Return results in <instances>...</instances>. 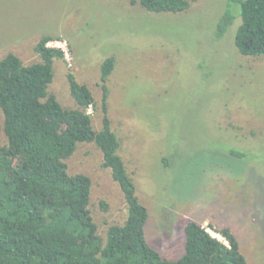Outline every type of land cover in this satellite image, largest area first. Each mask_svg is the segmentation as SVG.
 Listing matches in <instances>:
<instances>
[{"label":"rangeland","instance_id":"374dc122","mask_svg":"<svg viewBox=\"0 0 264 264\" xmlns=\"http://www.w3.org/2000/svg\"><path fill=\"white\" fill-rule=\"evenodd\" d=\"M228 7L237 14L238 4L228 0H197L175 14L149 12L130 0H0V59L13 52L29 65L39 60V38L56 36L51 44H65L69 56L53 60L48 91L64 107H77L70 70L94 95L96 108L87 110L99 129L100 65L113 55L108 116L118 154L148 209V243L176 259L187 221L220 240L214 228L228 226L247 263L264 264V56L239 53V17L215 36ZM238 149L242 156L231 154ZM66 162L70 173L90 176V209L105 238L108 226L127 216L118 184L94 143H78Z\"/></svg>","mask_w":264,"mask_h":264},{"label":"trees","instance_id":"16d2710c","mask_svg":"<svg viewBox=\"0 0 264 264\" xmlns=\"http://www.w3.org/2000/svg\"><path fill=\"white\" fill-rule=\"evenodd\" d=\"M197 0H130L153 13H180ZM215 25L222 37L234 19L239 23L234 44L239 53L264 56V0H228ZM237 9V7H236ZM239 12V13H238ZM56 36L42 35L34 45L39 60L24 65L13 52L0 59V264H248L239 240L228 226L214 228L223 240L196 221L183 227V252L163 257L146 238L148 209L118 154L119 141L108 116L107 80L115 58L100 65L101 127L91 123L88 107L96 108L89 87L68 70L66 80L77 107L66 108L48 91L53 60L64 58L60 48L47 46ZM94 143L102 167L110 170L127 205L122 224L107 228L105 238L90 209L91 178L70 173L66 160L78 143ZM231 154L242 156L240 149ZM168 166V162L165 163ZM101 207L107 206L101 202Z\"/></svg>","mask_w":264,"mask_h":264},{"label":"built area","instance_id":"2783aa9c","mask_svg":"<svg viewBox=\"0 0 264 264\" xmlns=\"http://www.w3.org/2000/svg\"><path fill=\"white\" fill-rule=\"evenodd\" d=\"M51 43L52 42L49 41L47 43V46L60 48L63 51L65 57H68L69 56V48L67 46L65 47V44L63 46L62 44H60L59 41H56L54 44H51Z\"/></svg>","mask_w":264,"mask_h":264}]
</instances>
